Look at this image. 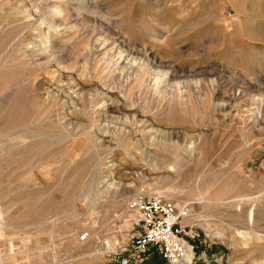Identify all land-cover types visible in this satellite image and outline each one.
Here are the masks:
<instances>
[{
    "label": "rangeland",
    "instance_id": "1",
    "mask_svg": "<svg viewBox=\"0 0 264 264\" xmlns=\"http://www.w3.org/2000/svg\"><path fill=\"white\" fill-rule=\"evenodd\" d=\"M148 194L198 264H264V0H0V264H117Z\"/></svg>",
    "mask_w": 264,
    "mask_h": 264
},
{
    "label": "built area",
    "instance_id": "2",
    "mask_svg": "<svg viewBox=\"0 0 264 264\" xmlns=\"http://www.w3.org/2000/svg\"><path fill=\"white\" fill-rule=\"evenodd\" d=\"M128 211L136 216L141 229L130 247L118 251L110 241L102 244L104 252L114 255L117 264L142 263L152 248L167 264H198L195 246L188 240L187 232L191 206L178 207L166 195L148 194L131 199ZM87 240V234L81 236V241Z\"/></svg>",
    "mask_w": 264,
    "mask_h": 264
},
{
    "label": "bare ground",
    "instance_id": "3",
    "mask_svg": "<svg viewBox=\"0 0 264 264\" xmlns=\"http://www.w3.org/2000/svg\"><path fill=\"white\" fill-rule=\"evenodd\" d=\"M89 2H91V0H89ZM51 27L54 28L55 26L52 24V26L50 25L49 28H51ZM117 46H119V44ZM112 58L116 59L115 60V63H116L115 71H116V73L120 74L121 78L122 77L125 78V81L123 82V85L119 90L118 89L115 90V89L111 88V89L106 91V93L109 94L110 99L113 100V99H116L118 97L119 93L128 89V87L136 80L138 73H139V67H138L136 59L134 58V56L132 54H119L117 57L111 56V59ZM169 170L174 171V168L170 167ZM249 218L252 220L253 217L251 216ZM246 240L249 241L250 239L248 240V238H247Z\"/></svg>",
    "mask_w": 264,
    "mask_h": 264
}]
</instances>
